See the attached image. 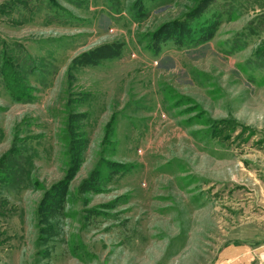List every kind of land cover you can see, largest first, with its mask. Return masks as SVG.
<instances>
[{
	"label": "rangeland",
	"instance_id": "374dc122",
	"mask_svg": "<svg viewBox=\"0 0 264 264\" xmlns=\"http://www.w3.org/2000/svg\"><path fill=\"white\" fill-rule=\"evenodd\" d=\"M0 3V264H213L264 239V0Z\"/></svg>",
	"mask_w": 264,
	"mask_h": 264
},
{
	"label": "crops",
	"instance_id": "0c3cea01",
	"mask_svg": "<svg viewBox=\"0 0 264 264\" xmlns=\"http://www.w3.org/2000/svg\"><path fill=\"white\" fill-rule=\"evenodd\" d=\"M1 4V3H0ZM10 4L13 6V0H10ZM15 13V9L0 7V18H10ZM263 21V20H261ZM252 33H264V24L263 22L252 24L251 27ZM258 46L261 45L264 41V38L257 35ZM9 46V45H8ZM10 49H13V46H9ZM253 72L257 76H261L264 78V67L257 66L252 67ZM251 140V139H250ZM249 140V141H250ZM253 140V139H252ZM258 140V139H256ZM257 154V163L258 168L256 170V174H261V179H264V139L261 141H257V145H255V149ZM263 185L257 187L256 192V200L254 205H260L261 209L264 210V182L262 180ZM257 204V205H256ZM259 207V206H258ZM252 229V226H251ZM264 257V239L260 237H256L255 235L250 236H235L229 240L228 244H226L218 253L217 259L214 260L213 264H256L260 261V258Z\"/></svg>",
	"mask_w": 264,
	"mask_h": 264
},
{
	"label": "trees",
	"instance_id": "16d2710c",
	"mask_svg": "<svg viewBox=\"0 0 264 264\" xmlns=\"http://www.w3.org/2000/svg\"><path fill=\"white\" fill-rule=\"evenodd\" d=\"M217 24V23H216ZM216 24H213V25H209V24H206L207 26H205L206 28H208V31H214V28L212 27V26H215ZM177 28V27H176ZM175 31H176V29H175ZM180 31L183 33V29L182 28H180ZM179 30H178V32H180ZM175 33V32H174ZM163 38H165L166 40H168V39H172L173 37H172V35H167V36H163L162 35V33L161 34H159L158 35V37L156 38V40H161V39H163ZM179 38L180 39H183L184 37L183 36H179ZM158 47V46H157ZM155 48H156V46H155ZM85 54V53H84ZM84 54L83 55H81L80 57H79V59H82V57L84 56ZM116 57H118V56H116ZM8 67L9 66H11L12 64H13V61H10V60H7V59H4V61H3ZM78 62V60L75 62V64H76V66H78L79 64L77 63ZM0 66H1V63H0ZM9 69V68H8ZM9 81H10V83H11V85H12V82H11V78H9ZM8 84V83H7Z\"/></svg>",
	"mask_w": 264,
	"mask_h": 264
}]
</instances>
